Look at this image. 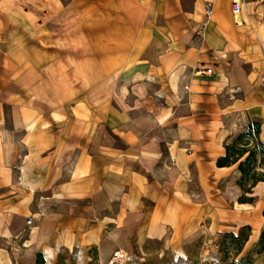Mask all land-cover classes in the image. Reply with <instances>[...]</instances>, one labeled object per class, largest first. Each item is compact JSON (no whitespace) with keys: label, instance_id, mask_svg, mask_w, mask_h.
I'll return each mask as SVG.
<instances>
[{"label":"crops","instance_id":"0c3cea01","mask_svg":"<svg viewBox=\"0 0 264 264\" xmlns=\"http://www.w3.org/2000/svg\"><path fill=\"white\" fill-rule=\"evenodd\" d=\"M251 127L264 0H0V264L251 228L217 163Z\"/></svg>","mask_w":264,"mask_h":264},{"label":"rangeland","instance_id":"374dc122","mask_svg":"<svg viewBox=\"0 0 264 264\" xmlns=\"http://www.w3.org/2000/svg\"><path fill=\"white\" fill-rule=\"evenodd\" d=\"M257 142L254 137H246L231 151V161L242 150L252 152L250 160L243 166L244 172L239 171L238 179L245 189H249L250 194L253 182L264 178V149ZM254 199L243 196L241 201L253 203ZM248 221L251 222L252 231L248 226L239 230L224 228L221 232L208 228L200 236L184 243L175 240L171 242L169 239L143 242L131 239L129 247L122 251L106 249L100 252L91 249L87 252L90 260L85 264H264V208H261L259 215L254 214ZM239 233L240 237L235 238ZM244 239L247 240L243 245ZM240 248L242 250L238 254ZM77 252H61L58 264H76Z\"/></svg>","mask_w":264,"mask_h":264},{"label":"trees","instance_id":"16d2710c","mask_svg":"<svg viewBox=\"0 0 264 264\" xmlns=\"http://www.w3.org/2000/svg\"><path fill=\"white\" fill-rule=\"evenodd\" d=\"M257 134V128L255 127V128H250L245 134H243V135H241L231 146H229V147H227L226 148V150H227V155L223 158V159H221V160H219L217 163L220 165V164H227V163H229V162H233V163H235V162H237V161H239L240 159H242L245 155H246V157L242 160V161H240V163H239V165H238V170L241 172V173H243L244 171H243V166H244V164L245 163H247L249 160H250V158H251V155H252V152L251 151H246V150H242L241 151V153H239V154H237L236 155V159L235 160H233V161H231V151H232V148L241 140V139H244V138H246V137H249V138H251V137H254L255 139H256V137H255V135ZM257 144H258V146L260 147V148H262V149H264V143H261V142H257ZM258 181H262V182H264V178H260V179H257V180H255L254 182H253V184L250 186L251 188L256 184V182H258ZM239 185H240V187L243 189V191L245 192V193H250V191H249V189H245L244 188V186L241 184V183H239ZM240 237V233L235 237V238H239ZM246 240L247 239H244V240H242V243H243V245L245 244V242H246ZM241 250H242V248H240L238 251V254L241 252ZM40 262H41V255L40 254H38L37 255V264H40Z\"/></svg>","mask_w":264,"mask_h":264},{"label":"built area","instance_id":"2783aa9c","mask_svg":"<svg viewBox=\"0 0 264 264\" xmlns=\"http://www.w3.org/2000/svg\"><path fill=\"white\" fill-rule=\"evenodd\" d=\"M243 0H231V8L233 13H238L241 9ZM211 12V5H207L206 15H209Z\"/></svg>","mask_w":264,"mask_h":264},{"label":"bare ground","instance_id":"6f19581e","mask_svg":"<svg viewBox=\"0 0 264 264\" xmlns=\"http://www.w3.org/2000/svg\"><path fill=\"white\" fill-rule=\"evenodd\" d=\"M117 255H119V253H117Z\"/></svg>","mask_w":264,"mask_h":264}]
</instances>
